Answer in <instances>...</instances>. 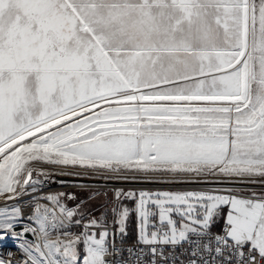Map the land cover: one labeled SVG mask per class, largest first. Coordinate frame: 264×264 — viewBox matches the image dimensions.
<instances>
[{
  "label": "snow or ice",
  "instance_id": "1",
  "mask_svg": "<svg viewBox=\"0 0 264 264\" xmlns=\"http://www.w3.org/2000/svg\"><path fill=\"white\" fill-rule=\"evenodd\" d=\"M0 264H264V0H0Z\"/></svg>",
  "mask_w": 264,
  "mask_h": 264
},
{
  "label": "built area",
  "instance_id": "2",
  "mask_svg": "<svg viewBox=\"0 0 264 264\" xmlns=\"http://www.w3.org/2000/svg\"><path fill=\"white\" fill-rule=\"evenodd\" d=\"M61 188L58 184L56 183H53L51 184V187H45V191H60ZM26 199V198H25ZM29 210L27 208H25V213L27 214ZM74 231H78V229H73Z\"/></svg>",
  "mask_w": 264,
  "mask_h": 264
},
{
  "label": "rangeland",
  "instance_id": "3",
  "mask_svg": "<svg viewBox=\"0 0 264 264\" xmlns=\"http://www.w3.org/2000/svg\"><path fill=\"white\" fill-rule=\"evenodd\" d=\"M64 179H72V178H70V177H65ZM151 187H157V186H151ZM74 189H61L60 191H73ZM132 227H134V225L132 226ZM131 230V229H130Z\"/></svg>",
  "mask_w": 264,
  "mask_h": 264
},
{
  "label": "bare ground",
  "instance_id": "4",
  "mask_svg": "<svg viewBox=\"0 0 264 264\" xmlns=\"http://www.w3.org/2000/svg\"><path fill=\"white\" fill-rule=\"evenodd\" d=\"M5 246L6 247H12L11 242L9 241Z\"/></svg>",
  "mask_w": 264,
  "mask_h": 264
}]
</instances>
